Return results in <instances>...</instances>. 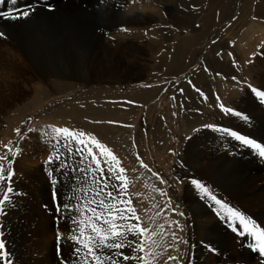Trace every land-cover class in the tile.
<instances>
[{
  "label": "rangeland",
  "instance_id": "374dc122",
  "mask_svg": "<svg viewBox=\"0 0 264 264\" xmlns=\"http://www.w3.org/2000/svg\"><path fill=\"white\" fill-rule=\"evenodd\" d=\"M10 1L6 0L3 12L17 6L24 10L28 5L30 12L44 10L51 13L64 0H16L15 5ZM74 1L76 8L80 0ZM3 2L1 0L0 4ZM261 3L264 0H86L80 10L84 27L78 26L66 38L65 48L56 53L43 52L41 61L24 65L25 72L20 70L22 63L9 58L8 84L17 87V92L13 94L7 88H0V119L8 114L2 125L6 127L7 134L0 138V156L6 154L4 146L14 142L16 147L11 155L16 158L11 168L23 184L22 189L16 188L24 199L21 209L30 206L31 212L38 216L33 219L25 216L29 219V232L36 234L52 230L53 234L41 235L39 242L55 243L53 261L58 264H83V250L80 261H77L74 248L78 245L72 240L77 228L72 219L77 217L73 218L72 213L63 209L57 211V207L65 203L74 205L76 201L69 197L82 186L92 191L98 187L91 179H84L88 175L84 170L89 169L90 172L93 165L86 154L81 156L74 151L79 145L73 143L69 146L70 142L65 141L54 148L52 129L67 127L77 133H88L119 158L118 167L126 169L124 183L127 185L126 198L131 200L130 208L135 209L146 226H164L158 229L162 234L155 237V243L148 239L145 241L148 252L162 253L148 264H165L168 256L178 258L177 261H168V264L188 263V220L181 200L185 190L182 182L196 186L192 180L198 181V178L183 175L181 158L187 143L195 141L191 147L195 152L202 148L205 139L209 141L213 133L224 141L221 145L223 151L215 155L217 162L222 164L233 160V166L245 167L250 173L255 167H264V156L260 155L259 149L244 144V149L238 150L236 143L241 141L223 131L225 128L232 129L264 147V97L257 95L264 89L252 79L253 70L259 67L257 61H264V11L261 12L264 5ZM47 5L49 10L45 8ZM259 5L262 7L258 8ZM143 16L153 19L144 21ZM130 17H133V22L127 25L125 21ZM24 20L0 17V30L4 31V25ZM197 34H201L200 41L193 37ZM184 38L194 40L185 42ZM150 41L159 43L154 53L145 50L143 56L135 59L129 56L131 50L136 49L133 45L137 44L140 48ZM131 59L138 65L133 71L127 68ZM229 69L239 72L238 79L220 75L217 92H211L215 89L213 81L216 72ZM35 71H54L57 85L42 87L40 92L35 93L33 88H37L40 77ZM65 77L71 79L70 82L63 83ZM75 80L81 84H75ZM228 87L233 89L228 91ZM46 98L49 100L44 102ZM240 98L249 100L248 107L254 108L252 117L235 110V102ZM34 101H40L42 105L30 110ZM221 106L232 109L231 114L225 113ZM246 120L248 123L244 124ZM16 129H20L21 136L17 135ZM45 131L47 134H44ZM203 131L211 133H204L208 137L204 140L201 139ZM21 142L24 148L36 147L38 158L33 152L22 163H17ZM56 149L60 150V159L49 165L48 158L55 155ZM137 156L147 167L141 166ZM36 163L40 165L37 172ZM0 164L6 165L8 160H0ZM153 173H158V177ZM22 192H25L24 196ZM81 218L87 223V217L78 219ZM36 220L39 225L33 228ZM79 226L84 227V224ZM172 232L176 233L178 241L172 237ZM56 246H60V250L57 249L59 253L61 247L66 248L64 256H61L65 262L57 260ZM126 250L123 249V253L130 257L141 255L132 249L128 253ZM148 252L143 255L147 257ZM119 260L122 264H142L138 259L123 262L119 257Z\"/></svg>",
  "mask_w": 264,
  "mask_h": 264
},
{
  "label": "bare ground",
  "instance_id": "6f19581e",
  "mask_svg": "<svg viewBox=\"0 0 264 264\" xmlns=\"http://www.w3.org/2000/svg\"><path fill=\"white\" fill-rule=\"evenodd\" d=\"M83 2H86V0H80V2L77 3V6L75 8L76 2L74 0H64L57 7V9L55 11H51V13H46L47 11L43 12L44 10L35 11L33 9L34 11L31 12L32 14H30L27 18H24L25 19L24 21H19V22L16 21L12 25H4L3 27L4 31L0 30V32L5 34L3 38H0V88H7L13 94L17 92V87H11L8 84L7 73H10L9 67H8V62L10 61L9 58H14L15 60H18L20 63H22L23 66H20L21 67L20 70L25 72L24 69H26V67L24 65L41 61L43 52L56 53L66 47V41H65L66 38L70 34H72L78 26L84 27V19L82 17L83 15L80 12V10H82V7H83ZM0 3H1V0H0ZM10 3L12 2L10 1ZM261 4L264 5V3H261ZM5 6H6V0H4L3 4H0V12H3L4 10H6ZM8 7H11V6H8ZM260 7H262V5H259L258 8ZM262 8H261L262 9L261 12L264 11V6ZM261 12L260 14H263ZM263 15H259V16H263ZM142 18L144 21H148V22L149 20L153 19L149 16H143ZM1 22H0V26H1ZM116 22L117 21H115V24ZM130 22L131 23L133 22V17H130V19L125 21L127 25H129ZM193 31H195V29ZM197 31L198 30H196V32ZM200 35L201 34L199 35L197 34L196 36L192 35V36L197 40L200 38ZM194 38H184V41L186 42L187 40H194ZM158 44L159 43L157 41L155 43L154 41H150V42L143 44L142 47L140 48L136 46L137 44L133 45L136 49L135 51L131 50L132 52L130 53L129 56L132 57V59H135L136 57L143 56V52L145 50H149L151 53H154L155 50L157 49ZM132 59L130 60L131 63L127 67L130 71H133L134 69L138 68L137 62L135 63ZM33 66H35V64H33ZM257 66L259 67H257L256 70H253L254 76L253 77L251 76V77L254 83H256L257 85H261L262 88L264 89V61L258 60ZM139 68L141 69V67ZM35 73L40 74L39 79L36 78L38 80V82L36 83L37 88L35 86L33 88L35 90V93L36 91L37 93L40 92L39 90L42 87H45V86L53 87L57 83L56 80L54 79L56 76V73L54 71H51V72L35 71ZM216 74L214 76V81H213L215 89L213 88L214 90L213 91L211 90V92H217L215 91L218 89L216 87V84L221 83L219 79L220 75L222 77L227 75L231 77L232 79L234 78L238 79V76H239V72L233 71V69L221 70V71L216 72ZM248 74H249V71H248ZM65 78H66L65 81H62L63 83L64 82L68 83V81L71 80L67 77ZM77 83H80V82H78V80H75V84ZM232 89L233 87H228V91ZM213 96H214V93H213ZM222 96L224 98L223 93H222ZM47 100H49V98H46L44 102ZM238 101L235 102V105H234L235 110L248 114V116H251L254 113L253 111L254 108L252 109L248 107L247 105V103L250 104L248 99L240 98ZM32 104L34 105V107H31L30 110L38 109L42 105L40 101L39 102L34 101ZM17 110L21 111V109H17ZM7 116L8 114H4L3 119L2 120L0 119V138L2 135L7 134L6 127L5 128L2 127L3 123H5L4 119L7 118ZM79 116H81V114H79ZM229 120L231 121V119ZM257 120L260 121V118H258ZM247 123H248V120H246L244 124H247ZM200 124H201V120H200ZM45 133L46 131L44 132V134ZM204 133L211 134L209 132L203 131L202 137H201V139L203 140L207 137V135H205ZM224 136L226 137V135ZM208 139L209 141L205 139L204 140L205 143L202 146V148L195 152H193L194 150L192 151L191 149L195 141H193L191 144L187 143L186 146L184 145L185 148L184 147L183 148L185 149V151L183 152L181 151L182 152L181 162L184 166L182 169L184 171L183 175L187 178L193 175L198 178V182L200 184L205 185L208 188H210L209 194L205 195L196 186H192L190 184L188 185V183L182 182L185 190L181 196V200L187 212L188 235H189L188 240H187L189 241V247L187 248L190 249V256H188L189 260L187 264H259L257 254H252L250 251L246 250L247 248L244 247L242 243H239V241L245 242L246 246L252 245V243L256 241V237L259 236V233L261 231H264V167H255V169L251 171L250 173L249 171H247L248 169H246L245 167L240 168V167H235L236 165L233 166L234 163L233 164L231 163V161L233 160H231L230 162L224 161L221 164L220 162L216 161L215 155H217V153L221 152L220 150H222L221 145H223V142H224L223 138L218 139L212 133L211 137L209 136ZM236 144H238L237 145L238 150L244 149L243 147L244 144H242L241 142L236 143ZM18 149L20 152V156L18 158L19 162L16 161L17 163H20V162L22 163V161L26 157L31 156L33 152L36 153L35 157L39 156L37 155L38 153L36 152L37 151L36 147L34 149L24 148L23 142L20 143ZM248 150H250V148ZM237 157L238 156H236V158ZM36 165H38V163H36ZM39 166L40 165H38L36 172L39 169ZM244 172L246 173L244 174ZM182 181H185V180H182ZM12 186L15 190L13 193L14 198L12 202L7 205L6 214L0 215V231L3 232V236L0 237V239H3L6 245L5 251L8 253V256L11 260V264H58L57 261L52 260V258L54 257L53 256L54 255L53 246L55 243H42L41 244L39 242V238L41 235L51 234L52 230L50 231L46 229V231H43V233L42 232L39 233L38 231L36 232V234L34 233V231L29 232L30 225H29V219L27 218L30 217L31 219H33L34 217L38 218V216L36 215L35 212L34 213L31 212L32 210L30 206L28 209L26 208L21 209L24 199L22 198V195L20 196L19 192L18 193L16 192V188L18 187L22 189L23 184L20 181L18 175L16 174L13 178ZM24 193L22 192L23 196H24ZM211 195H214L218 200H220L227 207L222 208L221 205H217L215 201H213L210 198ZM228 207L238 210L244 217H246L248 221L249 230L247 231L244 230V225L241 224L238 219L230 215V213L227 210ZM26 211L31 212V213H25ZM25 216H28V217L25 219ZM38 225H39V222L38 220H36V222L33 224L34 226L33 228H35ZM181 225H182V221H181ZM237 225L239 226V231L237 232V235H234L231 232L235 228L234 226H237ZM35 230L37 231V229ZM129 239H133V237L130 236ZM59 244L60 246H63L62 243H59ZM60 246H56V248L60 250ZM65 251H66V248L61 247V252L59 253V255L64 256ZM103 251L109 252L108 249H104ZM129 251H130V248H127L126 252L128 253ZM33 258L35 260H33ZM117 259L119 260V257H117ZM4 264H7V261H5ZM120 264H122L121 261H120Z\"/></svg>",
  "mask_w": 264,
  "mask_h": 264
},
{
  "label": "snow or ice",
  "instance_id": "6c2138e0",
  "mask_svg": "<svg viewBox=\"0 0 264 264\" xmlns=\"http://www.w3.org/2000/svg\"><path fill=\"white\" fill-rule=\"evenodd\" d=\"M15 5L16 0H12ZM32 14L27 6L24 10H18L13 8L7 12H0V17L6 19H21L27 18ZM5 36L0 32V38ZM235 79V78H234ZM182 91V90H181ZM197 91H199L197 89ZM253 91H256L253 89ZM203 96V93L201 92ZM257 95L264 97V92H257ZM175 99V97H173ZM225 113H231L232 109L221 106ZM236 115H240L236 113ZM115 123V122H109ZM223 131L236 140L241 141L245 145H250L254 149H259L260 155L264 156V147L257 144L255 141L248 139L242 135L237 134L235 131L223 129ZM17 135L21 136L20 129H16ZM54 148L56 144H64L65 141H69L70 145H79L75 148L79 155L90 158L93 167L89 172V169L84 171L88 173L84 177L85 180L91 179L98 187L95 191L88 189L86 186H82L77 189L70 200H75L76 203L64 205H58L57 211H68L72 213L73 223L77 225L76 231L72 235V240L78 245L74 248L77 261L81 259V253L83 250V264H120V260L117 257H122L123 261H129L130 259L142 262V264H148L150 260H155L158 255L148 252L145 247V241L148 239L151 243H155V237L161 235L158 229H163V225L146 226L142 223L140 217L136 214L134 208H130L131 200L126 198L127 185L124 183L126 176L124 175L126 169L119 166V158L116 157L107 146L99 143L95 139L91 138L88 133L83 131L77 133L67 127H56L52 129ZM85 137H88L86 140ZM6 154L0 156V160H8V164H0V215L6 214V207L13 200L14 188L12 186L14 171L11 168L13 160L16 158L11 155L15 150L14 142L4 146ZM11 156V158H9ZM109 157L111 158L109 160ZM60 159V150H55V155L49 156L47 163L51 165ZM142 167H147L143 164L142 159L137 156ZM66 163V162H65ZM80 171V169H77ZM158 177V173H153ZM116 181L115 184L112 181ZM163 182V181H161ZM192 183L199 188L205 195L209 194V189L200 184L196 180H192ZM114 189V190H110ZM79 193V194H77ZM54 199L56 194L54 193ZM210 198L215 201L217 205H221L222 208L227 207L214 195ZM230 215L240 221L244 225V230L248 229V221L238 210L228 207ZM182 215V213H181ZM78 217H87V223L84 220L78 219ZM135 220V223L131 221ZM175 223V222H173ZM84 224V227L79 225ZM254 227V226H253ZM172 237L177 241L176 233H171ZM3 236V232L0 231V237ZM136 237L137 239H129V237ZM60 237H58V240ZM259 241V253L264 256V231L259 233L256 237ZM6 245L3 239H0V264H11V260L8 253L5 251ZM130 248L132 251L141 253L139 256H128L123 253V249ZM108 249L109 252L105 253L103 250ZM167 251V249H165ZM148 252V256L143 255ZM175 256H168L165 264L168 261H177Z\"/></svg>",
  "mask_w": 264,
  "mask_h": 264
}]
</instances>
